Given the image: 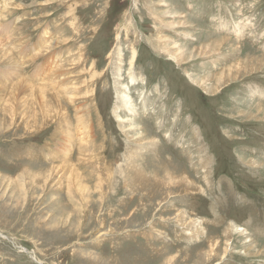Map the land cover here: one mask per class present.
Here are the masks:
<instances>
[{"label":"rangeland","instance_id":"1","mask_svg":"<svg viewBox=\"0 0 264 264\" xmlns=\"http://www.w3.org/2000/svg\"><path fill=\"white\" fill-rule=\"evenodd\" d=\"M0 264H264V0H0Z\"/></svg>","mask_w":264,"mask_h":264},{"label":"bare ground","instance_id":"2","mask_svg":"<svg viewBox=\"0 0 264 264\" xmlns=\"http://www.w3.org/2000/svg\"><path fill=\"white\" fill-rule=\"evenodd\" d=\"M163 37V36H162ZM162 37H160V36H158V37H155V38H153L152 39V42H151V44L154 46V47H156L159 51H164L163 50V40H164V38H162ZM166 39V38H165ZM167 41V40H166ZM2 42V41H1ZM165 46H166V44H165ZM165 49V48H164ZM44 50H46V49H44ZM36 51V50H35ZM168 52H170V51H168ZM8 53V52H7ZM120 53V52H119ZM121 54V53H120ZM119 54V55H120ZM135 54H136V52H135V50L134 49H132L131 50V56H130V58H129V62H128V64H129V69H128V72H129V74H130V77H131V79L132 78H135L136 76L133 74V72H132V66H133V61H134V58H135ZM170 54V53H169ZM174 54V55H173ZM171 56L174 58V56H175V53H173ZM169 56V55H168ZM120 58V57H119ZM120 60V59H119ZM11 61V60H10ZM119 62V61H118ZM227 70V69H226ZM228 71V70H227ZM230 72H228V74H229ZM223 74H224V72H223ZM220 75V76H218V81H220V80H223L225 77H226V75ZM137 78V77H136ZM226 79H228V78H226ZM133 80V79H132ZM133 82V81H132ZM204 82V80H202L201 82H199V85H201V83H203ZM20 84V83H19ZM29 84V83H28ZM18 85V84H17ZM30 86H31V84H29ZM16 85L14 86V88L12 89V92H14L15 90H16ZM125 89V91H123V92H120L119 94V96L117 95V97H120V100H121V102H122V104L124 105V106H126V107H131V96H130V94H128L127 93V89H126V87H124ZM212 88V87H211ZM205 92H207V87L205 86V87H203L202 88ZM38 90H39V93H38V95L40 96H38L40 99H41V102L43 101V99H45V97L46 96H48L47 95V92H49L50 93V95H51V97L57 102V104L58 103H60V100L61 99H59V95L56 93V92H53L51 89L49 90L48 88L46 89L45 87H43V86H39L38 87ZM13 94V93H12ZM28 96V95H27ZM50 97V96H49ZM8 98V97H7ZM56 98V99H55ZM11 99V98H10ZM73 99V98H72ZM4 100V99H3ZM5 101V100H4ZM9 101V100H8ZM60 106V105H59ZM55 108H56V106H55ZM41 116V115H40ZM121 119V118H120ZM128 119V118H127ZM126 119V121L128 122V120L130 121L131 119L129 118L128 120ZM122 121V120H121ZM142 134V133H141ZM182 225H184V224H182ZM241 231H243V232H241ZM225 232L226 233H229L230 232V237H231V235L233 234V233H238V234H244V229L241 227V226H238V225H236L233 221H231V222H229V224L226 226V228H225ZM189 234V233H188ZM192 234V233H191ZM228 237V236H227ZM229 237V238H230ZM228 241V240H227ZM35 260L37 261V262H40V260H38L36 257H35Z\"/></svg>","mask_w":264,"mask_h":264}]
</instances>
